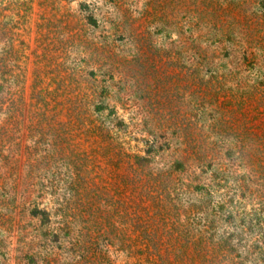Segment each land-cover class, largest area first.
I'll return each instance as SVG.
<instances>
[{
	"label": "rangeland",
	"instance_id": "1",
	"mask_svg": "<svg viewBox=\"0 0 264 264\" xmlns=\"http://www.w3.org/2000/svg\"><path fill=\"white\" fill-rule=\"evenodd\" d=\"M185 2L0 0V264H88L76 244L86 239L85 227L96 228L102 218L117 222L113 235L129 234L120 224L119 203L127 183L138 185L150 171L135 175L124 153L151 151L160 157L156 168L166 169L174 150L204 136L205 81L191 77L189 50L177 42L188 37L192 25L198 22L203 35L215 33L214 24L222 34L232 25L235 37L227 41L220 34L222 46L248 47V59L264 62V0H190L189 14ZM81 8L95 11L96 27L87 25ZM200 10L206 17L194 19ZM111 62L117 68L113 81ZM91 70L100 83L105 75L110 80L108 103L123 127L114 126L119 120L107 116L110 110L94 113L93 82L86 77ZM94 125L112 131L96 137ZM160 146H172L162 159ZM71 174L68 212L85 214L91 207L89 222L79 217L69 230L58 231L57 202L70 188ZM17 183L23 184V196L32 191V205L52 213L50 223L30 219L24 203L13 215ZM149 188L143 183L140 196ZM47 229L57 235L46 236ZM109 257L113 264L133 263L120 243L109 249Z\"/></svg>",
	"mask_w": 264,
	"mask_h": 264
},
{
	"label": "trees",
	"instance_id": "2",
	"mask_svg": "<svg viewBox=\"0 0 264 264\" xmlns=\"http://www.w3.org/2000/svg\"><path fill=\"white\" fill-rule=\"evenodd\" d=\"M181 1H186L184 12L189 14L192 3ZM81 12L86 14L87 25L97 26L94 10L81 8ZM197 12L194 19L206 17L203 10ZM214 17L217 24L221 22L216 13ZM110 24L125 31L117 20H110ZM219 29L214 24L215 33L208 30L203 35L197 22L188 37L177 41L189 50L191 77L202 76L205 81L202 141L195 136L184 148L174 150L172 160L163 164L166 169L156 168L160 157L154 158L151 151H145L143 156L124 153L132 160L135 175L149 169L150 177L145 174L135 186L129 181L119 203L124 217L120 224L129 234L113 235L117 222L106 218L100 224L95 223L94 229L85 227L86 239L76 244L85 251L81 256L84 262L113 264L109 249L117 243L133 259L131 264H260L258 256L264 258V62L248 59V47H223L220 38L232 41L234 30L232 25L223 34ZM108 65L109 79L113 81L117 68L112 62ZM256 67L262 72L253 73ZM224 68L227 72H223ZM86 77L93 82L89 94L94 113L101 115L110 110L107 116L119 120L118 112L108 103L107 75L102 83L93 70ZM124 125V120H119L114 126ZM91 129L96 137L108 131L100 125ZM171 149L172 146L166 150L160 146L161 159ZM68 178L70 188L65 189L57 202L59 226L62 224L58 231L65 227L69 230V224L79 217L89 222V217H85L91 207H86L85 214L68 212L74 187L72 174ZM19 179L22 178H16ZM143 183H149L150 188L140 196ZM22 185L17 183L11 193L13 215H19L17 210L24 203L30 207V219L50 223L52 213L32 205V191L28 197L23 196ZM58 231L47 229L46 236H56Z\"/></svg>",
	"mask_w": 264,
	"mask_h": 264
}]
</instances>
